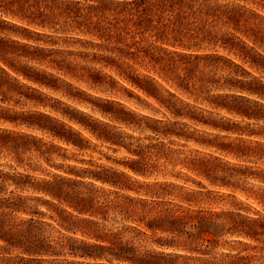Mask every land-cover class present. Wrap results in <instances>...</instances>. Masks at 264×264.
<instances>
[{
    "label": "clouds",
    "instance_id": "9594fccd",
    "mask_svg": "<svg viewBox=\"0 0 264 264\" xmlns=\"http://www.w3.org/2000/svg\"><path fill=\"white\" fill-rule=\"evenodd\" d=\"M0 264H264V0H0Z\"/></svg>",
    "mask_w": 264,
    "mask_h": 264
}]
</instances>
